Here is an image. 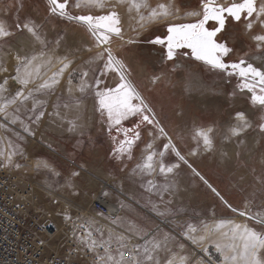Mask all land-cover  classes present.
I'll use <instances>...</instances> for the list:
<instances>
[{
  "label": "rangeland",
  "instance_id": "1",
  "mask_svg": "<svg viewBox=\"0 0 264 264\" xmlns=\"http://www.w3.org/2000/svg\"><path fill=\"white\" fill-rule=\"evenodd\" d=\"M75 2L68 0L67 7L74 16H99L110 11L109 7L77 8ZM232 2L240 0H217L224 5ZM22 3L23 7H20L18 0H0V22L12 32L11 36L0 39V62L7 68L6 72L0 71V82L8 78V91L4 95L10 98L23 87L12 80L17 53L32 55L43 51L53 57L52 63L42 68L40 76L28 88H34L51 77L60 67L61 59L66 58L65 62L71 63L54 91L36 94L37 99L47 101L42 109L45 115L39 122H35L34 113L30 111L31 100L9 105L7 117L0 113V152L3 153L0 155V173L8 172L19 178V183L26 187L22 200L31 211L52 221L51 214H57L62 226L68 223L77 232L85 222L73 217L74 212L86 208L91 200L89 194H97L102 188L104 196L121 205L122 215L108 220L94 216L91 211V218L84 228L86 232L95 233L94 240L98 244L108 242L111 236L108 247L117 242L118 237H123L124 243L132 240L128 237L135 238L139 244L136 260L140 264H166L169 259L173 264H181V258L183 264H232L225 259L229 252L218 251L216 247L217 243H228V238L222 234L228 232V228L215 231L214 226L221 221L246 224L257 231H264V226L232 211L212 188L233 208L264 217V131L259 127L264 123V107L254 104L252 93L241 89L243 81L238 75L228 74L231 68L228 72L213 69L197 60L186 46L176 49L171 60L167 58L168 26L195 23L202 16L190 13L202 12V5L191 7L184 0H147L149 7L137 12L135 9L128 11L127 3L119 4L115 10L121 19V35L113 34L106 46L122 62L126 80L152 109L159 126L165 129L180 153L211 187L174 155L172 158L165 155L163 163L169 166L180 164V167H175L171 173L158 170L154 181V171L149 173L137 168L143 164L149 151L157 154L156 161L164 145L169 143L166 136L152 125H141L142 132L131 149V158L127 153L120 159L114 155L110 157L124 135L117 134L115 128L109 132L106 118L98 111L96 79L101 81V90L115 88L120 83L119 73L109 71L102 74L107 53L101 45L97 46L83 24L51 13L48 0H22ZM256 3L259 7L264 0H256ZM161 4L170 14L149 21L150 9ZM141 14L146 18L143 22L140 21ZM250 19L252 29L246 27L249 19L244 16L239 21L227 18L225 28L217 34L231 49L223 59L229 65L243 59L246 64L264 71V45L258 48L253 39L255 35L264 34V25L255 16ZM27 21L40 25L43 45L35 42L26 29H17L18 22L22 25ZM214 26L213 21L206 25L210 30ZM158 37L165 43H154ZM100 53H103L102 59L98 58ZM6 55L11 59L6 61ZM85 71L88 76L82 78L81 73ZM69 77L71 94L68 91ZM82 79L91 86L83 93L79 91ZM66 103L69 104L67 108L64 107ZM56 104L60 107H54ZM238 112L246 115L250 127L239 136H232L230 129L239 123ZM138 120L139 117H130L122 125L132 128ZM69 121H75L73 130H69L72 127ZM149 127L153 132L152 129L148 131ZM201 128L212 129L210 150H205L202 140L193 139L195 130ZM113 137H116L115 142ZM148 144L152 145L151 149L147 148ZM97 148L101 152H97ZM13 151L12 164L7 165V157ZM234 153L236 158L233 159ZM103 154L110 160H105ZM169 154H172L171 150ZM172 159L179 161L169 163ZM44 163L59 175L43 167ZM73 172H79V176H73ZM119 188L131 189L145 207L130 200ZM67 202L71 204L65 206ZM125 203H131L134 209L123 210ZM137 208L145 217H134ZM66 215L71 219H66ZM146 218L151 220L148 222ZM102 223L106 228L102 227L100 231ZM192 228L196 231L193 232ZM201 236L204 239L201 240ZM156 243L161 247L154 248ZM146 248L149 250L147 254L153 256L152 261L145 259ZM97 254L104 256V248L91 251L92 262Z\"/></svg>",
  "mask_w": 264,
  "mask_h": 264
},
{
  "label": "snow or ice",
  "instance_id": "2",
  "mask_svg": "<svg viewBox=\"0 0 264 264\" xmlns=\"http://www.w3.org/2000/svg\"><path fill=\"white\" fill-rule=\"evenodd\" d=\"M20 7H23L22 0H18ZM128 4V11L135 9L137 12L141 8H148L149 5L147 0H115V3H110V0H76L75 7H88V8H105L109 7L110 11L106 15H71L68 10V0H48L49 11L53 14H57L60 17H66L71 21L76 23L83 24L88 32L94 37L97 46L106 45L110 43L111 37L113 34L116 36L121 35V19L118 12L115 10L116 6L119 4ZM167 7L163 4L158 5L156 8H151L148 12L147 19L149 21L157 19L162 16L169 15ZM191 15L202 16L195 23H179V24H170L167 28V58L171 60L175 55V50L182 47H188L192 50V55L196 57L197 60H202L213 69H218L221 71L228 72V69L231 68V72H228L229 75L236 74L242 79L240 84L241 89H247L252 93L251 99L254 104H259L261 107H264V71H261L259 68L254 67L252 64L248 63L241 59L238 63L226 64L223 57L226 56L231 49L227 46L226 42H222L218 38V33H221L225 28V23L228 17L233 18L236 21H239L242 16L249 19L246 27L252 29L253 23L250 18L255 16L257 20L264 25V4H260L257 7L256 0H240V2H232L228 5L217 3V0H202V12L200 13H190ZM227 14V15H226ZM143 14L140 15V21L145 20ZM209 21L215 22V25L211 30L206 27ZM17 29H26L27 32L31 35L35 42L43 45L45 42L41 38L39 33L40 25L36 24L34 21H27L22 25L18 22L16 24ZM12 35V32L4 25L3 22H0V39L9 37ZM257 42V47L264 45V34H258L253 37ZM157 44H164L165 40L160 39L159 37L154 41ZM59 44V41H57ZM107 53V60L104 63L103 73L112 71L117 72L120 75V83L116 85L115 88H104L101 90L99 85L101 83L100 79H96V91L95 97L98 104V111L101 113L102 117H105L108 123L109 132L113 128L117 134L123 133L124 139L118 141L117 147L113 149V155L120 159L125 153L131 158V149L135 144L136 140L140 138V127L141 125H152L159 133L167 135L163 127L159 126V122L155 118V114L151 108L147 106L143 98L136 92L134 86L128 82L123 73L122 62L117 60L111 52L110 48H105ZM98 58H103V53L98 54ZM53 57L48 56L45 52L40 51L39 53H34L32 55H21L17 53L15 55L16 67H15V76L12 77L14 82H17L19 85H22L19 90H17L10 98L6 97L4 94L8 91V78H5L0 82V113H4L7 117V109L9 105L24 104L27 101H32V107L30 111L34 113L35 122H39L41 118L45 115L42 110L46 104V100H41L36 98L37 93H50L55 90V87L59 84L60 78L63 76L66 69H68L71 61L65 62V59L60 60V67L52 73L51 77L45 79L42 83L37 85L34 88H28L29 84H32L41 73L42 68L50 65L52 63ZM0 71L6 72L7 68L2 66L0 62ZM82 78L88 76V72L81 73ZM86 87H91L85 84L84 80H81L79 85V91L83 93ZM72 82L71 77L68 81V91L71 94L72 92ZM138 101V102H137ZM54 107L59 108L60 105L56 104ZM64 107H69V104H64ZM19 111V108L16 109ZM60 115L59 112L55 113ZM130 117H139L138 122L132 128H125L122 125L123 121L128 120ZM238 124L230 129L232 136H239L246 128L250 127L245 114L243 112H238L236 114ZM72 127L69 130H73L75 127V121H69ZM261 131H264V123L259 125ZM27 130V129H26ZM212 129H196L193 135V139L197 141L202 140L205 150H210L212 148V138L210 133ZM113 141H116V137H113ZM148 149L152 148L151 144L147 145ZM164 149H171L175 152L176 157L187 164V160L180 151L175 147V145L169 139V143L164 145ZM0 155H3L0 152ZM15 155V152L9 153L6 163L7 165L12 164V156ZM156 153L149 151L148 154L144 157L143 164L137 165V168L141 171H147L151 173L155 170L157 162L155 161ZM163 156V152L159 154ZM2 166V165H0ZM19 167V165H16ZM41 165H37L40 167ZM45 168H48L55 175L59 173L55 172L54 169L47 163L42 165ZM179 165H165L162 161L158 162L159 171L161 173H171L175 167ZM191 167V165H189ZM195 175L199 176L198 172H195ZM73 176H79V172H73ZM201 180H204L200 176ZM207 184V181H204ZM69 187H72L69 184ZM211 187V185H209ZM213 192H216V189L212 188ZM107 195V193H105ZM216 195L220 194L216 192ZM221 199H223L221 197ZM227 204V201H224ZM231 207V205H228ZM236 212L237 209H232ZM241 216L248 215L245 211H240ZM66 219H71L70 216L65 217ZM250 219L256 220V223L264 226V217L257 214L256 216H250ZM225 227L228 228V232L222 233L225 237L228 238V243L220 244L217 243L216 247L218 251L224 252L228 251L229 254L225 256L226 260H230L232 264H264V231H257L254 228L249 227L246 224H236L232 221H221L214 226L215 231H220ZM193 232L196 231L195 228L191 229ZM230 234V235H229ZM91 232L87 234V237H80L82 243H84L89 251H95L97 247L104 248V256H99L97 254V260L99 264H107V262H112V264H140L139 260H133L131 257L129 260H125L126 253L121 251L119 254V259H116L111 253L108 247L110 243L111 236L109 241H101L99 244L96 240L91 239ZM118 240H122L123 237H118ZM189 239H195L189 236ZM200 239H204V236H201ZM125 245H121V248H125ZM161 247L160 243H156L154 248ZM148 249H145V253H148ZM133 256L136 255L135 249L132 250ZM147 261H152L153 256L147 254L145 256ZM158 264V262H157ZM166 264H173V260H167ZM181 264H183V258H181Z\"/></svg>",
  "mask_w": 264,
  "mask_h": 264
},
{
  "label": "built area",
  "instance_id": "3",
  "mask_svg": "<svg viewBox=\"0 0 264 264\" xmlns=\"http://www.w3.org/2000/svg\"><path fill=\"white\" fill-rule=\"evenodd\" d=\"M18 179L8 172L0 173V264H99L97 258L91 261V251L80 240L89 233L84 226L91 218V211L110 220L117 219L122 213L121 205L109 200L102 191L98 192L86 208L74 212L73 217L85 222L77 232L68 223L58 226L31 211L22 200L26 187ZM91 234V239H95V233L91 231ZM128 238L132 240L125 243L118 240L109 247L114 257L119 259L120 252L124 251L125 260L137 259L139 244L135 238ZM122 244L126 246L123 249Z\"/></svg>",
  "mask_w": 264,
  "mask_h": 264
},
{
  "label": "crops",
  "instance_id": "4",
  "mask_svg": "<svg viewBox=\"0 0 264 264\" xmlns=\"http://www.w3.org/2000/svg\"><path fill=\"white\" fill-rule=\"evenodd\" d=\"M184 1H187V4H189V6H194L195 4H201L202 5V0H184ZM250 112V111H249ZM150 129H152V128H150L149 127V129H148V131L150 130ZM139 131L140 132H142V130H140L139 129ZM152 132H153V129H152ZM137 141V140H136ZM245 143H246V141H245ZM135 144H136V142H135ZM133 145V147L132 148H134L136 145ZM97 150V152L99 151V152H101L100 151V149H96ZM163 150V156L161 157V161L163 162V157L166 155L167 157H173V155L174 156H176L175 155V152H173L171 149H168V150H165L164 148L162 149ZM161 150V151H162ZM169 150H171L172 151V156L169 154ZM235 151H236V149H235ZM160 153V152H159ZM104 155V158H105V160L106 159H109L108 158V156H105V154H103ZM111 156L110 157H113V150H112V153L110 154ZM159 155V154H158ZM70 156L72 157V155L70 154ZM236 156V154L234 153V157H233V159L234 158H236L235 157ZM74 157V156H73ZM114 159V158H113ZM110 160V159H109ZM174 161H179V160H176V159H172V161H170L169 163H172V162H174ZM180 163H181V161H179ZM168 163V164H169ZM117 166V165H116ZM178 167H180V164H179V166ZM178 167H176L177 169H178ZM175 169V168H174ZM188 169V171H191V170H189V168H187ZM191 173V172H190ZM178 174V173H177ZM119 191H121L126 197H128V198H130V200H132L133 202H137L139 205H141V206H144L143 205V202L141 201V200H139V198L131 191V189H129V190H125V189H120L119 188ZM145 207V206H144ZM129 209H134V206L131 204V203H125V205H124V207H123V210H129ZM150 211H152L153 209H149ZM153 212V214L155 215L156 213H155V211H152ZM134 217H139V216H143L142 215V213L139 211V209L137 208V211L134 213ZM143 217H145V216H143ZM147 219V221L149 222L150 220H151V218L150 219H148V218H146Z\"/></svg>",
  "mask_w": 264,
  "mask_h": 264
},
{
  "label": "water",
  "instance_id": "5",
  "mask_svg": "<svg viewBox=\"0 0 264 264\" xmlns=\"http://www.w3.org/2000/svg\"><path fill=\"white\" fill-rule=\"evenodd\" d=\"M157 120V119H156ZM158 121V120H157ZM159 122V121H158ZM160 127H162L161 125H160ZM165 130V129H164ZM165 133L167 134V135H165L166 136V138H167V140L169 141V139H171L170 137H169V135H168V133L165 131ZM171 142H172V140H171ZM173 143V142H172ZM174 144V143H173ZM175 145V144H174ZM176 147V146H175ZM177 148V147H176ZM161 152H163V150L161 151ZM160 152V153H161ZM159 153V154H160ZM182 155V154H181ZM186 159V158H185ZM160 160H161V156L160 155H158V157H157V160H156V162H157V166L155 167V170H154V176H153V178H152V180L154 181V179H155V176H156V174H157V171L159 170V167H158V162H160ZM187 160V159H186ZM187 165L189 166V165H191L190 163H189V161L187 160ZM191 169H195L192 165H191V167H190ZM195 172H198L200 175H199V177L200 176H202L203 178H204V180L203 181H207V179H205V177L197 170V169H195ZM207 184H209L208 183V181H207ZM214 188V187H213ZM215 189V188H214ZM216 192H218L217 190H216ZM215 192V193H216ZM219 193V192H218ZM220 194V193H219ZM219 197L221 198L222 196H221V194L219 195ZM223 198V197H222ZM223 202L225 201V199L223 198V199H221ZM225 203V202H224ZM226 204V203H225ZM227 206L228 205H230L228 202H227V204H226ZM229 207V206H228ZM231 210L233 209V207L231 206V207H229ZM235 209V208H234ZM238 214H239V210H237L236 211ZM250 216H252V215H245V216H243V217H246V218H248V219H250L249 217ZM251 220H254V219H251ZM254 221H256V220H254Z\"/></svg>",
  "mask_w": 264,
  "mask_h": 264
},
{
  "label": "bare ground",
  "instance_id": "6",
  "mask_svg": "<svg viewBox=\"0 0 264 264\" xmlns=\"http://www.w3.org/2000/svg\"><path fill=\"white\" fill-rule=\"evenodd\" d=\"M101 46H102L104 49H105V48H108L106 45H101ZM10 59H11V56H7V55H6V61H8V60H10ZM245 117H246V115H245ZM234 126H236V125H234ZM249 139H250V137H249ZM231 150H233V148H232ZM208 185H209V184H208ZM101 190H102V188H101ZM101 190H100V191H101ZM103 194H104V193H103ZM93 196H95V193H92V192H91V193L89 194L90 199H92ZM90 201H91V200H90ZM69 204H71V203H70V202H69V203L67 202V203L64 204V205L66 206V205H69ZM121 215H122V213L120 214V216H121ZM94 216H97V217H99V218H101V219L103 218V219H108V220H109V218H107V217H105V216H102V215H98V214H96V213H94ZM120 216H119V217H120ZM51 217H52V219H53L54 221H56L58 224L62 225L61 222H59V221H61V220L58 218L57 214H53V216H52V214H51ZM62 221H63V220H62ZM100 225H101V227H104L106 224H105V223H102V224H100ZM104 228H106V227H104ZM211 262H212V261H211ZM212 264H214V263H212Z\"/></svg>",
  "mask_w": 264,
  "mask_h": 264
},
{
  "label": "flooded vegetation",
  "instance_id": "7",
  "mask_svg": "<svg viewBox=\"0 0 264 264\" xmlns=\"http://www.w3.org/2000/svg\"><path fill=\"white\" fill-rule=\"evenodd\" d=\"M178 1H180V0H178ZM192 1V0H191Z\"/></svg>",
  "mask_w": 264,
  "mask_h": 264
}]
</instances>
